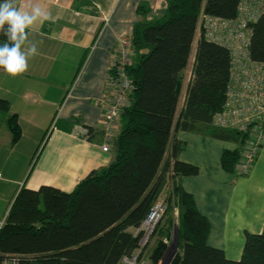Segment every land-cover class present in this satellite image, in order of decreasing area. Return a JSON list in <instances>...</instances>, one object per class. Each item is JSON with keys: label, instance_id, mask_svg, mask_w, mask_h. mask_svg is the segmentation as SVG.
Here are the masks:
<instances>
[{"label": "trees", "instance_id": "trees-1", "mask_svg": "<svg viewBox=\"0 0 264 264\" xmlns=\"http://www.w3.org/2000/svg\"><path fill=\"white\" fill-rule=\"evenodd\" d=\"M241 1L166 0L161 19L136 26L134 50L148 52L127 68L133 90L120 115L123 126L112 144L111 162L90 172L70 193L22 186L2 220L0 264L11 258L16 264H117L137 249L134 230L166 187V210L153 233L157 237L150 264H159L176 227L179 251L169 264H264V227L258 234L245 233L240 259L229 260L207 244L209 223L179 185L198 168L178 160L185 144L176 138L177 131L239 138L238 132L211 126L225 101L230 54L202 34L184 106L179 112L177 107L200 15L235 19ZM248 26L249 57L264 63V10ZM4 40L0 35V43ZM9 109V102L0 98V114ZM6 124L14 144L21 135L16 115H8ZM238 159L237 150L224 151L223 170L234 172Z\"/></svg>", "mask_w": 264, "mask_h": 264}, {"label": "crops", "instance_id": "crops-1", "mask_svg": "<svg viewBox=\"0 0 264 264\" xmlns=\"http://www.w3.org/2000/svg\"><path fill=\"white\" fill-rule=\"evenodd\" d=\"M37 6L51 15L29 29V41L37 44L38 54L29 59L28 71L20 76L0 69V98L10 105L8 114H0V221L22 186L30 190L51 186L70 193L90 172L108 166L113 149L102 151L103 128L115 95L117 43L123 38L131 43V65L136 64L148 49L134 50V30L161 19L167 2L22 0L19 8L31 11ZM103 16L108 17L107 25ZM200 36L197 29L183 71L178 112L185 103ZM13 114L21 133L14 144L6 124ZM122 126L119 118L116 136ZM175 136L185 144L178 160L198 168L196 175L182 177L179 185L209 223L207 244L222 250L227 259L239 260L245 233L258 234L264 227V145L250 172L238 176L223 170L221 155L240 152V138L220 140L208 131L181 130ZM168 192L164 188L159 198L165 200ZM173 217L175 225L177 209Z\"/></svg>", "mask_w": 264, "mask_h": 264}, {"label": "built area", "instance_id": "built-area-1", "mask_svg": "<svg viewBox=\"0 0 264 264\" xmlns=\"http://www.w3.org/2000/svg\"><path fill=\"white\" fill-rule=\"evenodd\" d=\"M22 0H16L17 7ZM2 2V0H0ZM250 7L252 9H250ZM99 11V8H97ZM264 10V0H242L235 19H222L201 14L199 32L210 42L226 48L230 54L229 81L225 101L212 118V126L219 130L238 132L242 144L234 171L238 176L247 175L264 145V63L254 62L248 53L251 29L248 24ZM100 12V11H99ZM104 25L108 17L103 16ZM132 63V47L127 39H120L113 64L115 95L104 115V144L107 152L116 139V124L122 110L129 105L133 83L127 75ZM55 123V119L53 120ZM165 200L158 198L149 208L141 224L134 230L139 236L138 247L130 255L123 256L117 264H141V255L157 224L164 216ZM3 221H0V228ZM2 264H16L15 258Z\"/></svg>", "mask_w": 264, "mask_h": 264}, {"label": "clouds", "instance_id": "clouds-1", "mask_svg": "<svg viewBox=\"0 0 264 264\" xmlns=\"http://www.w3.org/2000/svg\"><path fill=\"white\" fill-rule=\"evenodd\" d=\"M51 19L39 6L31 11L17 7L16 0L0 2V69L12 77L28 71L29 59L38 54L37 44L29 41V29L40 20ZM27 45V47H25Z\"/></svg>", "mask_w": 264, "mask_h": 264}, {"label": "rangeland", "instance_id": "rangeland-1", "mask_svg": "<svg viewBox=\"0 0 264 264\" xmlns=\"http://www.w3.org/2000/svg\"><path fill=\"white\" fill-rule=\"evenodd\" d=\"M54 126V122L52 123L51 125V128ZM50 131V129H49ZM45 141V140H44ZM40 149L37 150V153H36V156L38 155ZM35 156V157H36ZM34 157V159H35ZM175 226H177V223L175 224ZM174 229V228H173ZM174 231H172V238L170 239L169 243H168V249L167 251L165 252L163 258L160 260L159 264L160 263H163V264H169V262L171 261V259L174 257V255L179 251L178 250V246L177 248L175 246H173V235H174ZM157 237V235H153L151 236V238L149 239L146 247L144 248V251H143V254L141 255V264H150V254L152 252V250L154 249V246L156 244V240L155 238Z\"/></svg>", "mask_w": 264, "mask_h": 264}, {"label": "water", "instance_id": "water-1", "mask_svg": "<svg viewBox=\"0 0 264 264\" xmlns=\"http://www.w3.org/2000/svg\"><path fill=\"white\" fill-rule=\"evenodd\" d=\"M177 227L175 228V231H174V235H173V246H175L177 248L178 246V239H177ZM160 264H163V263H160Z\"/></svg>", "mask_w": 264, "mask_h": 264}]
</instances>
